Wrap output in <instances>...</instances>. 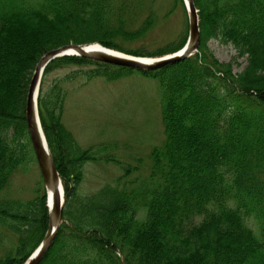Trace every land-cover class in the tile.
Listing matches in <instances>:
<instances>
[{
	"label": "trees",
	"instance_id": "1",
	"mask_svg": "<svg viewBox=\"0 0 264 264\" xmlns=\"http://www.w3.org/2000/svg\"><path fill=\"white\" fill-rule=\"evenodd\" d=\"M155 2L0 0V194L30 145L25 104L39 60L72 43L99 42L146 57L180 50L186 39L155 52L117 43L147 37L156 25ZM194 2L201 20L198 53L143 73L160 85L165 140L153 149L149 175L140 183L80 195L81 164L95 154L79 149L62 125V88L46 94L41 87L40 118L64 184L66 223L40 264H264V0ZM146 9L149 16L141 19ZM212 40L248 54L245 69L234 73L220 61ZM60 64L94 66L86 76L112 81L132 72L66 57L51 63L44 78ZM48 226L45 194L0 199V228L18 244L0 264H24Z\"/></svg>",
	"mask_w": 264,
	"mask_h": 264
},
{
	"label": "rangeland",
	"instance_id": "2",
	"mask_svg": "<svg viewBox=\"0 0 264 264\" xmlns=\"http://www.w3.org/2000/svg\"><path fill=\"white\" fill-rule=\"evenodd\" d=\"M146 10H141V19L149 16V9ZM152 12L156 15V25L147 37H135L127 42L118 40L117 43L128 50L155 52L168 48L171 43L177 46L188 38V14L178 0H156ZM209 46L220 61L231 64L234 73H241L248 65V54L242 55L232 44L212 40ZM94 68L60 64L53 67L42 83L46 94L54 86L66 93L61 123L79 149L93 148L95 151L98 147L101 150L104 146L109 147L106 153L95 151L93 160L82 162L83 177L78 186L82 196L94 194L106 185L119 183L122 187L148 177L149 155L165 139L158 80L140 72L126 73L114 81L86 76V72ZM25 152L24 163L14 173L0 199L29 201L46 194L32 146L29 145ZM108 158L117 162L108 161ZM127 167L132 172L125 178ZM249 224L254 228L251 222ZM17 245V236L0 228V260L13 253Z\"/></svg>",
	"mask_w": 264,
	"mask_h": 264
},
{
	"label": "water",
	"instance_id": "3",
	"mask_svg": "<svg viewBox=\"0 0 264 264\" xmlns=\"http://www.w3.org/2000/svg\"><path fill=\"white\" fill-rule=\"evenodd\" d=\"M188 13L190 26L189 38L185 47L179 53L158 59H141L113 53L111 51H89L87 50L88 46L70 44L47 53L36 66L26 98L25 121L44 183L46 188L51 191V197L47 202L50 223L42 244L25 264H39L41 262L44 255L53 244L60 226L64 222L63 184L48 144V147H44L43 140L46 141V138L42 130L38 112V96L45 68L50 62L57 58L73 55L142 72L160 70L166 66L190 58L198 52L200 46V18L194 0H189Z\"/></svg>",
	"mask_w": 264,
	"mask_h": 264
},
{
	"label": "bare ground",
	"instance_id": "4",
	"mask_svg": "<svg viewBox=\"0 0 264 264\" xmlns=\"http://www.w3.org/2000/svg\"><path fill=\"white\" fill-rule=\"evenodd\" d=\"M185 2H186V4H188V3H189V0H185ZM87 50H89V51H99V50H101V51H107V50L103 49V47L100 46V45L90 46V47L87 48ZM46 141H47V140H46ZM46 141L43 140L44 147H48ZM50 192H51V191L48 190L49 198L51 197Z\"/></svg>",
	"mask_w": 264,
	"mask_h": 264
}]
</instances>
